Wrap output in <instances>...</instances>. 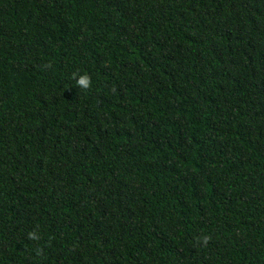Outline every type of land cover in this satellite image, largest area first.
Instances as JSON below:
<instances>
[{
	"label": "trees",
	"instance_id": "trees-1",
	"mask_svg": "<svg viewBox=\"0 0 264 264\" xmlns=\"http://www.w3.org/2000/svg\"><path fill=\"white\" fill-rule=\"evenodd\" d=\"M0 264H264V0H0Z\"/></svg>",
	"mask_w": 264,
	"mask_h": 264
},
{
	"label": "clouds",
	"instance_id": "clouds-1",
	"mask_svg": "<svg viewBox=\"0 0 264 264\" xmlns=\"http://www.w3.org/2000/svg\"><path fill=\"white\" fill-rule=\"evenodd\" d=\"M73 79L76 80V84L81 90H89L92 86L91 77L89 75H87L86 73L80 74L78 77L74 75ZM39 238L40 237H39L38 233H36L34 231L28 233V239L29 240H38ZM210 239H211V237L208 235H202L201 237H199V240L202 241L204 245H207V243L209 242Z\"/></svg>",
	"mask_w": 264,
	"mask_h": 264
}]
</instances>
